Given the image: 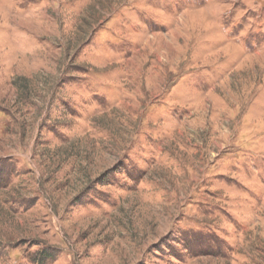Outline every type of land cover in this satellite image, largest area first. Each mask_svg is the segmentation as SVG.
Returning a JSON list of instances; mask_svg holds the SVG:
<instances>
[{
    "label": "rangeland",
    "instance_id": "rangeland-1",
    "mask_svg": "<svg viewBox=\"0 0 264 264\" xmlns=\"http://www.w3.org/2000/svg\"><path fill=\"white\" fill-rule=\"evenodd\" d=\"M0 264H264V0H0Z\"/></svg>",
    "mask_w": 264,
    "mask_h": 264
}]
</instances>
